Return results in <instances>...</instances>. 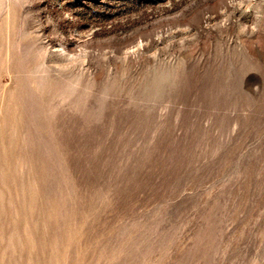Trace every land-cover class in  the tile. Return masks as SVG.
I'll use <instances>...</instances> for the list:
<instances>
[{"label": "rangeland", "instance_id": "374dc122", "mask_svg": "<svg viewBox=\"0 0 264 264\" xmlns=\"http://www.w3.org/2000/svg\"><path fill=\"white\" fill-rule=\"evenodd\" d=\"M0 264H264V0H0Z\"/></svg>", "mask_w": 264, "mask_h": 264}]
</instances>
